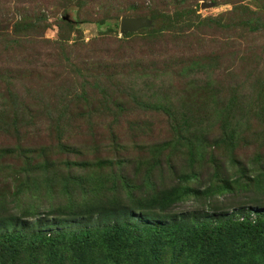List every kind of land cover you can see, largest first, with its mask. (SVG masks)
<instances>
[{
  "label": "trees",
  "instance_id": "16d2710c",
  "mask_svg": "<svg viewBox=\"0 0 264 264\" xmlns=\"http://www.w3.org/2000/svg\"><path fill=\"white\" fill-rule=\"evenodd\" d=\"M85 1L17 0L18 19L10 32L0 35V264H264V49H242L236 37L199 39L181 63L172 61L168 44L192 31L190 16L196 15L199 0H127L130 12H146L147 34L127 33L125 40H114L119 44L114 58L92 50L78 63L69 62L77 79L64 78L54 100L48 95L39 99V91L48 88L44 82L31 90L38 96L32 104L17 99L13 83L20 72L14 68L36 71L28 82L45 79L41 72L51 69V60L43 61L37 49L38 40L51 48L47 56L57 63L69 61L64 38L35 34L48 28L50 16L61 12L55 21L60 31H77L88 22L101 27L106 23L101 14L108 16L119 2L89 0L91 17L83 19ZM242 2L227 1L232 9L216 17L197 16L196 25L261 38L264 12ZM66 3L77 9L75 24L68 19ZM103 38L92 46H110L112 41ZM226 54L239 58L240 65L223 72V82L214 63ZM170 72L183 73L182 91L193 94L204 110L203 115L191 114V128L174 119L178 111L170 113L158 100L163 81L150 85ZM131 78L138 82L133 84ZM75 80L79 93L71 91ZM149 111L168 114L167 130L174 138L154 147L146 159L142 151L153 148L156 128L141 123L140 116ZM34 113L41 116L32 117ZM26 115L34 122L44 120L45 130L58 143L44 146V138L28 146L23 133L31 124L24 122ZM129 116L135 121L117 135L112 128L120 117ZM205 116L219 118L218 137L209 133L211 123ZM104 117L112 120L106 131L99 122ZM80 124L83 143L68 148L64 136ZM104 134L109 136L111 158L100 157L107 150L102 148ZM120 136L138 152L137 163ZM248 145L256 148L253 154L242 151ZM210 148L211 154L203 157ZM218 150L224 153L220 157ZM159 152L168 160L157 166ZM223 156L237 168L222 169ZM158 172L165 184L156 183ZM227 193L238 194L234 205L213 209L208 204L215 195ZM186 199L197 208L174 212Z\"/></svg>",
  "mask_w": 264,
  "mask_h": 264
},
{
  "label": "rangeland",
  "instance_id": "374dc122",
  "mask_svg": "<svg viewBox=\"0 0 264 264\" xmlns=\"http://www.w3.org/2000/svg\"><path fill=\"white\" fill-rule=\"evenodd\" d=\"M39 3L41 1L44 2H50L52 1L53 3L56 4V0H36ZM227 1H231V0H199V7L196 10V15L190 16V21L192 23L191 25V30L187 32L188 34L184 35L186 38L182 39L181 41H177V42H169L170 44H168V51H170L171 53V59L172 61H178L181 63V60H183L184 57V53L187 52L191 47H195L197 45V43H201V40L199 39H203L204 41L210 40V38H215L218 40L223 41L224 39L228 38V37H236L237 38V42L240 44L242 49H245V47H248V49L252 48V51H254L255 49L258 50L259 48H263L264 49V36L260 37H247L249 39L246 38V33L244 34L243 32L238 31H219L216 29H204L202 27L197 26V22H198V18L197 16H200L201 18L204 17H216L222 13H225L229 10L232 9V5L228 4ZM85 3L87 4V6L85 7V9L83 8L80 11V16L83 19H89V14L91 12V7H89L90 5V1L86 0ZM113 4V2H112ZM127 0L124 1H120L118 3L115 2V8L116 10H114L113 12H110V14H108V16H106V14H101L102 17H105L106 19V23L101 26L98 27L96 26V24L88 22V23H81L78 25V30H72L69 31L68 29H66V31H60V29L55 25L56 24V19L59 18V14H57L56 16H50L49 20L47 23H49V26L46 30L44 31H40L35 33L36 35L40 34L42 36V38L44 39H50V40H57L60 38H64L65 42H64V54L65 57H67L69 59V61H61L62 63H57L53 58H51V56H47V54L50 55L51 52V48L46 47V42L42 41V40H38L39 42H41V44L39 46H37V49L40 50L41 52H43L42 54V60L43 61H47L48 59L51 60V65L49 68H51L48 72L46 73H42L40 74V76H43L45 79H40L39 77L33 79L32 82H28V79L30 77V74H33V76H35L36 71L34 70H28V69H23V68H14L17 69L20 73L19 74H14L15 78H14V89L13 92H15V96L17 99L19 98H23L26 100L27 104H32V99L34 100V98L37 99V94L34 91V94H32L31 90H36L40 85V83L44 82V83H49L48 84V88L47 91H45L44 87L43 90L45 92L39 91L40 92V97L39 99H46L47 95H48V100L52 101L54 100V96L57 93V91L60 89V85L62 83H66L64 81V78L66 77H70L73 78V76L77 79L76 75L74 74V72L71 70L72 68L69 67V62L70 64H76L78 63L82 58H85V54L86 53H90L92 52V50H97L98 52H102L105 55H108V57H115V53H113L114 51H119V44H115L113 41H117L118 39L120 40H125L124 36L122 35L119 31V25H120V20L125 17V18H136L137 15L141 16L139 18H146V12L145 11H140L138 12L137 15H135V13L130 12L127 7H128ZM242 4L244 6H247L251 9H260L264 12V0H260V1H256V0H243ZM69 4L66 3L65 6L67 7ZM201 5H203V7H201ZM16 8H19L17 0H0V35L3 33H7L10 32L12 30V25L13 23L18 19V14L16 13ZM67 16L68 19L70 21H72L75 24L76 21V7H74L73 5H69V7H67ZM105 11H102V13H104ZM167 12L172 15L174 13V10L169 7V9L167 10ZM106 13V12H105ZM149 20V19H148ZM150 24L148 23V26H146L147 28H149ZM132 34L134 35H138V36H142L147 34V31L145 30V27H141L138 30H136L135 32H133ZM189 35V36H188ZM101 36H105V42H107L108 40H111L112 43L109 44L110 46L106 45H102L100 47H96L92 46V43L95 40H98V38H100ZM143 37V36H142ZM143 44H138V47H142ZM1 48V46H0ZM136 51H139L138 48H134ZM128 52V49L125 51ZM264 52V51H263ZM262 52V59H261V65L262 67H264V53ZM181 58V60H180ZM222 60L221 58L218 60V62L214 63V67H216L218 69L217 73L219 74V76L221 77V79L224 81H227L226 79V75L223 74V72L227 73L229 69H232L234 67H239L240 63H239V58H237V60L233 59L232 54H226L224 56H222ZM184 62V61H183ZM182 62V63H183ZM173 64V63H172ZM56 68V69H54ZM215 68V69H216ZM36 76H39V74H37ZM13 78V77H12ZM41 81H40V80ZM67 79V78H66ZM133 84L137 83V80H134L133 78H131L130 80ZM162 82L161 84V91L165 92H160L158 100H161L163 105H165L166 107H168V109L170 110V113L173 111L174 113H176L177 111V115L174 117V119L179 120L182 124L185 125L186 128H191L194 126V122L191 121L189 118L190 116L192 117V113L193 112H197L200 115H203L204 110L202 109V107H199V104H197L194 100V95L189 93H185L182 91V87L184 85V83H186L184 75L182 73V75L180 74H174L172 72L168 73V75H166L163 79L160 78L158 80L155 81H150V85L153 86L155 83L157 82ZM69 82V81H68ZM76 82V80H75ZM43 83V84H44ZM78 81L75 83L76 86L73 88V90L71 91H75L76 93H79L80 91V86L78 85ZM65 92V91H64ZM153 92L150 91V93ZM185 93V94H184ZM46 95V96H45ZM183 97V98H182ZM96 98V97H95ZM201 103V102H200ZM190 110L192 112H190ZM172 113V114H174ZM142 117L140 116L141 120L140 122L143 124H149L151 123L152 127L155 126V131H154V135H153V139H151L152 141V145L153 148L148 146L145 151H142V155L145 156V158L147 159L148 157L151 156V152L155 153V149L157 146L160 145H164L165 141L167 139H169V137H171L172 135L169 133L170 131L167 130V125H166V121H168L169 123V116L168 114H164L162 112H156V111H149V113L143 114L141 113ZM194 114V113H193ZM184 115H187L188 119H186L184 117ZM41 115H38L36 113H34L32 115V117H39ZM208 119H210V123H211V128L208 129L209 133L212 135L216 134L217 135V131L219 130V128L221 127V122L216 118L213 119L215 117H211V116H205ZM129 119V120H128ZM36 122H34L29 115H26L24 117V122L26 123H30L31 126L26 128V131L23 133L24 136V140L26 139L28 141L27 145H37L38 143H41L43 141L44 138H47L46 140L43 141L44 146H47L49 144H57L58 140H55V136L54 134H49L50 131H48L47 129L45 130V126H44V120L41 119H35ZM121 122L117 123V126H114L112 129L115 131V133L118 135L120 133V135H122L127 129H129V122L135 121L133 120V118H131V116H129L128 118H123L120 117L119 119ZM203 123L207 120H205L202 117ZM99 122L101 123V130L103 129L104 131L108 130V127L110 124H112V120L110 118H102L99 120ZM82 129V125H78V126H73V128L68 129V134H66L64 137V140L66 141V145L68 148H72V145L75 144L77 142V146H81L83 143L82 137L81 135H78V133L80 131H77V129ZM214 131V132H213ZM108 134V133H107ZM105 135V134H104ZM173 137V136H172ZM218 137V135H217ZM174 138V137H173ZM120 139H124V143L126 144V153L129 154V156L131 158H133V161L135 163L138 162V160L140 158H138L139 154L138 152H135V149H132L131 145L132 143H128L127 138H124V136H120ZM165 140V141H164ZM179 140H186V139H179ZM213 140V139H212ZM164 141V142H163ZM109 142V136L105 135L104 137V144L102 146V148H105L107 150H103V152L100 154V157L103 158H111L110 157V151L108 150V143ZM161 142H163L161 144ZM107 143V144H106ZM166 147V146H165ZM159 148V147H158ZM168 147H166L167 149ZM259 148V145H258ZM173 151H176V145H174L172 147ZM158 150V149H156ZM243 150H247L249 153H254L256 151V148L253 146L248 145V147L242 149ZM166 151V150H165ZM131 154H130V153ZM167 152H171V150L167 149ZM212 149L210 148L209 151L206 152H202L203 157L209 153L211 154ZM59 154V153H57ZM162 153L159 152L157 158L158 160H156L158 162L157 166H160L161 163L166 162L168 159L163 158L162 156H160ZM222 154H224L221 150L216 151V156L220 157L222 156ZM229 154V153H228ZM60 155V154H59ZM157 155V153H156ZM164 155H166L164 153ZM163 155V156H164ZM252 156V155H251ZM251 156L248 158V164L249 167L252 163H250L251 161ZM229 157V156H228ZM208 159V157H205ZM159 159H162V162L159 161ZM206 159V160H207ZM221 162L223 163V165L221 166L222 169H226V170H233V168H237V166H232L231 162H227L226 159H224V156L220 158ZM105 160V159H103ZM143 160V159H142ZM106 161V160H105ZM205 162V159H202V166L203 163ZM165 165V164H163ZM201 166V168H202ZM224 167V168H223ZM227 171V172H228ZM156 179V183L157 184H165L167 182L166 178L163 176V174L161 172H158V175L155 177ZM238 195V194H236ZM235 194H224V195H215L214 197H212L211 199L208 200V204L211 205L214 208H219V207H228L229 204L231 203V205H234L237 201L238 198H234L236 196ZM198 205H195V202L192 199H186L184 202L179 203L178 205H176L173 208L174 212H182V211H187V210H191L192 208H197ZM233 210L230 209L228 212H231Z\"/></svg>",
  "mask_w": 264,
  "mask_h": 264
},
{
  "label": "water",
  "instance_id": "95a60500",
  "mask_svg": "<svg viewBox=\"0 0 264 264\" xmlns=\"http://www.w3.org/2000/svg\"><path fill=\"white\" fill-rule=\"evenodd\" d=\"M203 7V5H201ZM148 21L145 18H125L120 20L119 31L122 35L133 33L141 27L148 26Z\"/></svg>",
  "mask_w": 264,
  "mask_h": 264
}]
</instances>
